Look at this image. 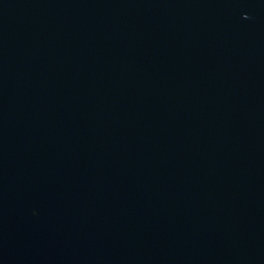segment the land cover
<instances>
[{
	"label": "water",
	"instance_id": "water-1",
	"mask_svg": "<svg viewBox=\"0 0 264 264\" xmlns=\"http://www.w3.org/2000/svg\"><path fill=\"white\" fill-rule=\"evenodd\" d=\"M0 264H264V0H0Z\"/></svg>",
	"mask_w": 264,
	"mask_h": 264
}]
</instances>
